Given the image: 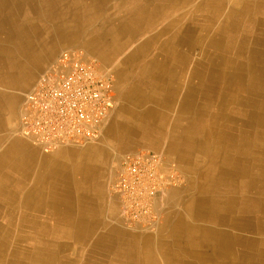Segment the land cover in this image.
Here are the masks:
<instances>
[{"label": "crops", "instance_id": "crops-1", "mask_svg": "<svg viewBox=\"0 0 264 264\" xmlns=\"http://www.w3.org/2000/svg\"><path fill=\"white\" fill-rule=\"evenodd\" d=\"M69 47L109 66L114 107L104 141L46 154L19 110ZM110 143L188 181L149 233L105 190ZM263 186L264 0H0V264H264Z\"/></svg>", "mask_w": 264, "mask_h": 264}, {"label": "built area", "instance_id": "built-area-1", "mask_svg": "<svg viewBox=\"0 0 264 264\" xmlns=\"http://www.w3.org/2000/svg\"><path fill=\"white\" fill-rule=\"evenodd\" d=\"M114 77L81 49L67 48L37 76L23 96L19 132L45 152L98 139L113 109ZM164 157L148 149L121 154L110 184L129 227L152 229L153 203L182 178Z\"/></svg>", "mask_w": 264, "mask_h": 264}, {"label": "rangeland", "instance_id": "rangeland-1", "mask_svg": "<svg viewBox=\"0 0 264 264\" xmlns=\"http://www.w3.org/2000/svg\"><path fill=\"white\" fill-rule=\"evenodd\" d=\"M226 26H229V24L228 23H226ZM225 26V27H226ZM249 26H251V25H249ZM225 27H223L224 29H221V30H223V31H221V32H219L220 34L221 33H224L225 32ZM240 26H238V28H239ZM237 28V29H238ZM251 31V30H250ZM252 32V31H251ZM224 34H226V33H224ZM235 35V34H234ZM237 37V36H236ZM69 48H77V49H81L84 53H85V55H86V57L88 58V59H91V60H94L96 63H97V65H98V67H99V69H101L103 72H106V73H110L111 75H113L112 74V72L110 71V68H109V66H107V65H105V64H102L98 59H96L94 56H92V55H90V54H88L86 51H84L82 48H78V47H69ZM64 49H67V48H64ZM64 49H62V50H64ZM61 50V51H62ZM60 51V52H61ZM59 52V53H60ZM59 55V54H58ZM236 57V56H235ZM235 57H232V58H235ZM57 58V57H56ZM55 58V59H56ZM262 57H259L258 59H261ZM54 59V60H55ZM53 60V61H54ZM244 61H248V59H244ZM52 62V61H51ZM50 62V63H51ZM50 63H48V64H50ZM47 64V65H48ZM46 65V66H47ZM45 66V67H46ZM44 67V68H45ZM43 68V69H44ZM42 69V70H43ZM42 70H40V71H38L36 74H35V80H34V82L32 83V85L28 88V91L31 89V87L33 86V84L35 83V81H36V78H37V76L41 73V71ZM114 77V76H113ZM27 92V91H26ZM25 92V93H26ZM24 93V94H25ZM24 96V95H23ZM22 106V105H21ZM113 107H114V104H113ZM20 110H21V107H20ZM19 110V111H20ZM109 120H110V118H109ZM17 132H18V134L21 136V137H23L22 135H21V133L19 132V118H18V127H17ZM24 138V137H23ZM105 138H107V134H105V136L103 137V135H101L98 139H95V140H93V141H89V142H86V143H82V144H77V145H71V146H69V147H62V148H59V149H57V150H54V151H51V152H45V151H43L42 149H40L39 147H37V146H35L30 140H28V139H26V138H24V139H26L27 141H29L35 148H37V149H39L41 152H43V153H46V154H52V153H56V152H58L59 150H63L64 148H66V149H84V148H87V147H92L93 145H95V144H97V143H101L102 141H104V139ZM105 141H107V140H105ZM140 148H145V149H148L149 150V148H147V147H145V146H142V145H138V146H135V147H132V148H130V149H122V150H120L119 148H117V147H115L114 146V144H112V143H110V145H109V149H108V153H107V157H106V160H105V163H104V165H103V170H104V177H103V182H104V186H105V190H106V192L108 193V195H111L112 196V194H111V191H110V184L112 183V181H113V178H114V175H115V163H116V161H117V159L120 157V155L121 154H123V153H127V152H130V151H133V150H136V149H140ZM95 162H96V159H95ZM170 162V161H169ZM170 164L172 165V166H174L175 167V165L174 164H172L171 162H170ZM178 169V168H177ZM176 169V170H177ZM178 173H179V171H177ZM179 175L181 176V178H182V183L180 184V185H178V186H170L169 188V190H168V192H167V195L168 194H170V193H173V194H176L178 191H180V190H182L183 188H185V187H187L188 186V181L186 180V178L184 177V176H182V174H180L179 173ZM166 199V198H165ZM158 223V222H157ZM157 227V226H156ZM156 230V229H155ZM154 230V231H155ZM149 231H153V228L152 229H149V230H146V232H148L149 233Z\"/></svg>", "mask_w": 264, "mask_h": 264}, {"label": "bare ground", "instance_id": "bare-ground-1", "mask_svg": "<svg viewBox=\"0 0 264 264\" xmlns=\"http://www.w3.org/2000/svg\"><path fill=\"white\" fill-rule=\"evenodd\" d=\"M9 6V5H8ZM12 7V6H11ZM4 8V7H3ZM6 8H7V6H6ZM5 11V10H4ZM16 12V11H15ZM5 13V12H4ZM8 14V13H7ZM10 14V13H9ZM5 16H6V14H5ZM7 18V17H6ZM5 20V19H4ZM236 66V65H235ZM261 73H262V71H260ZM12 161V160H11ZM253 174V173H252ZM241 183V182H240ZM239 184V183H238ZM240 186V185H239ZM264 187V186H263ZM242 188V187H241ZM243 190V189H242ZM246 191V190H245ZM239 192V191H238ZM219 193V192H218ZM240 194H242V193H240ZM247 196V195H246ZM249 196V195H248ZM256 199H258V198H256ZM236 205V204H235ZM257 205V204H256ZM259 206V205H258ZM161 210V209H160ZM234 214V213H233ZM260 215V214H259ZM246 217V216H245ZM264 217V216H263ZM240 218V217H239ZM241 218H242V216H241ZM249 218V217H248ZM243 220V219H242ZM246 220H249V219H246ZM221 221V220H220ZM249 222L250 221H248V224H249ZM264 222V221H263ZM243 224V223H242ZM255 233V232H254ZM9 236V235H8ZM240 236V235H239ZM232 237V236H231ZM215 241V240H214ZM239 241V240H238ZM234 243V242H233ZM244 256V255H243ZM242 256V257H243ZM247 258V257H246ZM245 259V258H244ZM252 261V260H251Z\"/></svg>", "mask_w": 264, "mask_h": 264}]
</instances>
